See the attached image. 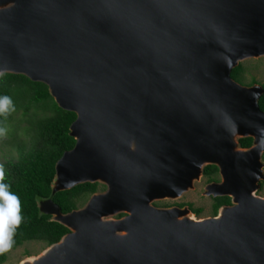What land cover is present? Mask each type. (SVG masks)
Instances as JSON below:
<instances>
[{
  "label": "water",
  "instance_id": "water-1",
  "mask_svg": "<svg viewBox=\"0 0 264 264\" xmlns=\"http://www.w3.org/2000/svg\"><path fill=\"white\" fill-rule=\"evenodd\" d=\"M259 56L264 0H0V75L76 114L39 210L70 232L32 264H264L263 88L230 76ZM208 165L206 194L231 201L215 217L154 205ZM85 183L105 190L63 214L55 194Z\"/></svg>",
  "mask_w": 264,
  "mask_h": 264
},
{
  "label": "trees",
  "instance_id": "trees-1",
  "mask_svg": "<svg viewBox=\"0 0 264 264\" xmlns=\"http://www.w3.org/2000/svg\"><path fill=\"white\" fill-rule=\"evenodd\" d=\"M238 68L231 71V78L242 84L237 76ZM255 82H252L254 84ZM263 94L258 100V106L264 111ZM7 97L10 101L5 103ZM21 113L26 126L22 129L27 139L25 147L19 150L18 157L13 161L0 164L3 175L0 184L7 185V192L17 199L18 223L8 225L13 239L0 251V264L5 260V252L15 248L25 241H40L50 246L61 240L70 231L65 226L51 221L49 215H39L36 198H48L51 194V183L55 175V164L62 155L74 148L76 140L70 136V126L76 120L74 112L58 107L48 91V87L40 82L31 81L23 75H0V133ZM15 131L19 126L16 124ZM242 148L252 145V138L238 140ZM218 173V168L208 165L203 175L214 181L212 175ZM105 187L98 183H85L66 191H61L53 197L54 203L63 214L78 208V201L88 197ZM0 196V206L5 204ZM231 205L229 197H216L212 206V214L216 216L222 206ZM183 207L184 204H178ZM190 210L199 214L201 210ZM121 217V215H120Z\"/></svg>",
  "mask_w": 264,
  "mask_h": 264
},
{
  "label": "rangeland",
  "instance_id": "rangeland-1",
  "mask_svg": "<svg viewBox=\"0 0 264 264\" xmlns=\"http://www.w3.org/2000/svg\"><path fill=\"white\" fill-rule=\"evenodd\" d=\"M235 68H238L237 76L240 79L242 86L249 88L253 86L261 87L262 85H264V56L241 60L234 67V69ZM252 82L255 83L252 84ZM21 113L22 112L15 114L14 119L9 123L8 127L3 132L0 133V164L5 163L6 161L15 160L18 157L19 150L25 147V143L27 139L25 138L22 129L26 126V124L24 122H20L22 120ZM16 124L20 128L18 129V131H15L14 126ZM238 138L239 137H237L236 140H238ZM261 163H262L261 170L263 177L262 179L259 180L258 188L255 191L254 195L256 197L264 198V151L261 156ZM212 178L217 180L218 182L221 181V176L219 172L217 174L212 175ZM210 184H211V180H209L208 177L202 174L198 180H195L193 182L192 187L189 188L178 198L159 200L154 202V204L161 207H166L168 205H173V204H187L186 206L183 207L186 209H189L188 207L189 204L192 209L201 210L200 213L196 215L192 213V211L189 209V211L192 213L195 219L204 220L208 218H213L215 216H213L212 214V205L214 203L215 197L206 194V187ZM104 190H99L96 193H101ZM90 197L91 195L80 199L78 201L77 209H81L82 207H84L85 204L90 199ZM47 201L48 198H42V197L36 198L37 206L40 210V213H44L45 211L44 206L46 205ZM7 237H9L12 241L13 238L11 236H7ZM48 247L49 246H46L45 243L40 241H35V240L25 241L15 248L7 249V251L5 252V260L1 264H19L21 261L27 258L39 256Z\"/></svg>",
  "mask_w": 264,
  "mask_h": 264
},
{
  "label": "clouds",
  "instance_id": "clouds-1",
  "mask_svg": "<svg viewBox=\"0 0 264 264\" xmlns=\"http://www.w3.org/2000/svg\"><path fill=\"white\" fill-rule=\"evenodd\" d=\"M3 99H4L5 103L10 102L7 97H5ZM2 175H3V173H2V171H0V178H2ZM6 189H7V185L0 184V190L7 193V196L14 197L16 202H17L16 197L11 195L10 193H8ZM4 199H5L6 203L3 206H0V233H6V234L10 235L8 225L13 224V223H18L19 218L17 216V210H16L17 219L15 221L13 220L10 201L7 200L6 198H4Z\"/></svg>",
  "mask_w": 264,
  "mask_h": 264
},
{
  "label": "snow or ice",
  "instance_id": "snow-or-ice-1",
  "mask_svg": "<svg viewBox=\"0 0 264 264\" xmlns=\"http://www.w3.org/2000/svg\"><path fill=\"white\" fill-rule=\"evenodd\" d=\"M0 196H3L4 198L10 201L13 220L15 221L17 219L16 217L17 202L15 198L7 196V193L3 192L2 190H0ZM5 236L6 233H0V241H2Z\"/></svg>",
  "mask_w": 264,
  "mask_h": 264
},
{
  "label": "bare ground",
  "instance_id": "bare-ground-1",
  "mask_svg": "<svg viewBox=\"0 0 264 264\" xmlns=\"http://www.w3.org/2000/svg\"><path fill=\"white\" fill-rule=\"evenodd\" d=\"M185 217L189 220H192V221L197 220V219H195V217L192 214H186ZM61 220H64V218H61ZM36 258L37 257L27 258V259L21 261L19 264H32Z\"/></svg>",
  "mask_w": 264,
  "mask_h": 264
},
{
  "label": "flooded vegetation",
  "instance_id": "flooded-vegetation-1",
  "mask_svg": "<svg viewBox=\"0 0 264 264\" xmlns=\"http://www.w3.org/2000/svg\"><path fill=\"white\" fill-rule=\"evenodd\" d=\"M213 182H218L217 180H214V181H211V183H213ZM98 192V191H97ZM214 204V203H213ZM155 205V204H154ZM187 204H184V206H186ZM156 207H158V208H167V207H179V208H183V207H180V206H178V204H173V205H168V206H166V207H161V206H158V205H155ZM213 206V205H212ZM188 207H189V204H188ZM190 209V208H189Z\"/></svg>",
  "mask_w": 264,
  "mask_h": 264
}]
</instances>
